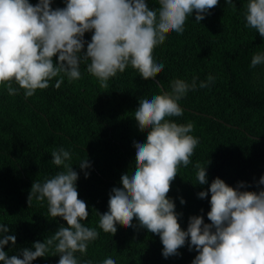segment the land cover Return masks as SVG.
<instances>
[{"label":"clouds","instance_id":"1","mask_svg":"<svg viewBox=\"0 0 264 264\" xmlns=\"http://www.w3.org/2000/svg\"><path fill=\"white\" fill-rule=\"evenodd\" d=\"M219 0H64V7H53L52 0H0V89L15 96L23 89L32 97L55 79L60 88L82 77L81 64L107 89L109 80L127 67L137 68L144 77L155 75L165 64L154 53L155 46L168 32L183 34L185 22L195 11L201 21ZM233 0H226L232 4ZM245 28L264 37V0H247ZM91 32V39L85 33ZM86 45V47H85ZM55 57V59H54ZM264 65V50L253 54L250 67ZM216 76L206 79L193 75L191 81L177 77L170 89L138 97L134 117L145 139L134 138V168L122 170L121 182L110 188L108 207L98 211V224L105 231H117V222L141 227L158 234L165 258L180 255L187 245L197 254L191 264H264V175L258 191L248 190L244 181L229 185L219 176L210 185L207 164L193 165L196 182L209 185L198 192L210 196L206 222L193 214L184 228L179 222L175 198L168 195L181 166L192 164L199 137L192 122L180 123L184 109L180 101L189 91L209 87ZM18 85V87L16 86ZM51 162L60 166L55 174L35 180L29 194L46 202L48 215L61 217L60 224L43 241L9 254L5 245L15 246L17 236L8 224L0 222V264H32L38 257L59 255L57 264H117V257L88 256L89 245L100 235V227L84 223L89 217L86 201L79 198V172L73 168V153L60 146L51 149ZM85 177L91 162L78 163ZM181 204L186 203L180 197ZM135 217L136 224L133 222ZM22 255V258H21ZM83 257H87L84 259Z\"/></svg>","mask_w":264,"mask_h":264},{"label":"trees","instance_id":"2","mask_svg":"<svg viewBox=\"0 0 264 264\" xmlns=\"http://www.w3.org/2000/svg\"><path fill=\"white\" fill-rule=\"evenodd\" d=\"M53 1L65 6L64 0ZM246 4L247 0H233L232 4L219 0L200 22L194 11L183 34L168 32L154 49L165 64L154 75L162 85L129 66L104 89L87 72L86 64H81L79 80L65 78L56 88L58 78H54L32 97H26L23 89L15 96L0 89V222L8 224L17 236L15 246L11 242L4 246L10 255L32 247L36 240L43 241L60 224L66 225L63 218L48 215L46 202L34 197L28 202L33 182L43 181L60 168L51 162L53 148L63 146L72 151L73 168L79 172V198L86 201L89 211L84 223L100 227L98 211L108 207L111 186L121 182L122 170L135 166L134 138H146L147 130L138 126L133 112L138 97L170 89L177 77L191 81L193 75L201 80L209 73L216 76L209 87L189 91L180 101L183 115L171 118L192 122V134L199 137L193 163L180 167L168 193L181 213V226L186 228L193 214L210 222L211 193L200 198L198 192L217 176L232 186L244 181L248 190L258 191V181L264 175V65L252 68L250 62L255 52L264 50V37L245 28ZM91 35L85 33V39L90 40ZM85 158L91 162L87 177L78 165ZM197 162L207 164L209 185L194 184L193 165ZM181 196L186 203L181 204ZM133 222L137 223L135 217ZM117 224L115 233L100 227L88 256L112 253L117 264H191L197 254L185 245L180 255L165 258L158 234ZM58 260L59 255H48L32 264H57Z\"/></svg>","mask_w":264,"mask_h":264},{"label":"water","instance_id":"3","mask_svg":"<svg viewBox=\"0 0 264 264\" xmlns=\"http://www.w3.org/2000/svg\"><path fill=\"white\" fill-rule=\"evenodd\" d=\"M52 4L55 6V7H59L53 0H52ZM152 77H154V75L150 74ZM155 78V77H154ZM157 80V82L162 85L159 80L157 78H155Z\"/></svg>","mask_w":264,"mask_h":264},{"label":"bare ground","instance_id":"4","mask_svg":"<svg viewBox=\"0 0 264 264\" xmlns=\"http://www.w3.org/2000/svg\"><path fill=\"white\" fill-rule=\"evenodd\" d=\"M135 92V91H134ZM126 113V112H125Z\"/></svg>","mask_w":264,"mask_h":264}]
</instances>
